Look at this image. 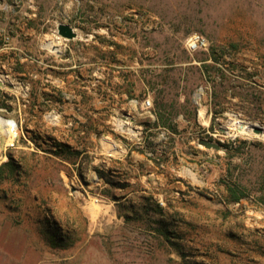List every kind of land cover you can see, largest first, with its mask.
<instances>
[{"label": "rangeland", "instance_id": "obj_1", "mask_svg": "<svg viewBox=\"0 0 264 264\" xmlns=\"http://www.w3.org/2000/svg\"><path fill=\"white\" fill-rule=\"evenodd\" d=\"M0 115L7 263L264 264V0H0Z\"/></svg>", "mask_w": 264, "mask_h": 264}, {"label": "trees", "instance_id": "obj_2", "mask_svg": "<svg viewBox=\"0 0 264 264\" xmlns=\"http://www.w3.org/2000/svg\"><path fill=\"white\" fill-rule=\"evenodd\" d=\"M157 114H158V118L160 119L161 125L166 127V128H170L171 126H170V123L167 121V117H164L163 114L160 112H158ZM3 167H6L8 169V173L10 175H14V173H19V170L17 169V167H18L17 164L14 163L10 159L7 160L3 164ZM11 181H13V180L11 179ZM227 194H228V199L230 201H235V202H237L241 198V196L245 195V193L242 190H240L237 185L235 187L234 186L227 187ZM262 202L264 203V201H262ZM157 208L161 211V207L157 206ZM144 211H147V210L144 209ZM154 231H157V233H160V235L165 238V239H160V243L163 244L167 248V250H168L167 252H170L171 250H173L179 256L178 260H173V259L169 258L168 261L170 263H172V264H207V262L203 261L204 259H202V260H194L193 259L191 261H188V257L190 254L184 250V245L179 243L176 239L170 238L172 236L171 231H168V230L163 231V230H159V229H154ZM195 254H193V255H195ZM199 255L205 256V257H212L215 259V261H218V259H216L217 255H212V253L208 250L203 251Z\"/></svg>", "mask_w": 264, "mask_h": 264}, {"label": "water", "instance_id": "obj_3", "mask_svg": "<svg viewBox=\"0 0 264 264\" xmlns=\"http://www.w3.org/2000/svg\"><path fill=\"white\" fill-rule=\"evenodd\" d=\"M56 31L59 36L65 39H73L74 37H76V32L74 31L73 27L68 23L58 22L56 25ZM237 128L240 129L239 127ZM251 131L254 133H260L262 131V128L257 124H252ZM199 143H202L204 146L212 147L214 149H218L220 146L218 142H214L204 138H200Z\"/></svg>", "mask_w": 264, "mask_h": 264}, {"label": "bare ground", "instance_id": "obj_4", "mask_svg": "<svg viewBox=\"0 0 264 264\" xmlns=\"http://www.w3.org/2000/svg\"><path fill=\"white\" fill-rule=\"evenodd\" d=\"M0 124L4 127L5 141L10 143L16 137V135L18 134V126H17V124L12 119L3 117L1 115H0ZM241 126H242V128H244V130L250 132L251 125L245 124V125H241Z\"/></svg>", "mask_w": 264, "mask_h": 264}, {"label": "built area", "instance_id": "obj_5", "mask_svg": "<svg viewBox=\"0 0 264 264\" xmlns=\"http://www.w3.org/2000/svg\"><path fill=\"white\" fill-rule=\"evenodd\" d=\"M205 44H206L205 38L197 32L191 33L186 41L187 48L191 51L196 50L202 46H205Z\"/></svg>", "mask_w": 264, "mask_h": 264}, {"label": "crops", "instance_id": "obj_6", "mask_svg": "<svg viewBox=\"0 0 264 264\" xmlns=\"http://www.w3.org/2000/svg\"><path fill=\"white\" fill-rule=\"evenodd\" d=\"M1 240V242L3 241V239H0ZM2 244H5V251L7 252V250H8V248H7V242L5 241L4 243H2ZM21 256H23V253L22 254H20ZM7 256L6 255H4V256H2V253L0 254V264H11V263H9V261H8V263H7ZM9 260V259H8ZM22 264H25L24 262H23V259H22ZM27 264H30V263H27Z\"/></svg>", "mask_w": 264, "mask_h": 264}]
</instances>
